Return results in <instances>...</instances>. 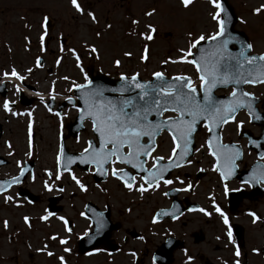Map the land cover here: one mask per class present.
Segmentation results:
<instances>
[{
    "label": "snow or ice",
    "instance_id": "snow-or-ice-1",
    "mask_svg": "<svg viewBox=\"0 0 264 264\" xmlns=\"http://www.w3.org/2000/svg\"><path fill=\"white\" fill-rule=\"evenodd\" d=\"M71 9L79 16L85 15V9L78 0H68ZM194 0H178V5L184 10L192 6ZM210 9L208 15L214 22V30L193 36L189 31L187 35L186 47L178 49L179 56L175 59L164 61V64H187L194 70L195 81L187 75H175L168 77L163 71H153L150 80H141L139 72H133L130 75L121 72L118 77V83L114 87L106 86L103 83H94L89 79L88 74L82 66V60L78 52L73 48H68L67 52L71 54L75 61V68L83 76V83L71 81L68 91L73 95L65 99L69 105L75 108L78 120L81 126L84 123L90 125V131L94 139L86 140L84 147L78 156H65L63 146H59L55 157V181H61L62 176L67 173L68 179L72 181L75 188L81 193H86L88 187L71 170V165L79 163L86 165L92 170L93 175L110 178L118 182V186L130 194H138L141 199L146 193H155L161 184L165 187L177 183L184 185V181L175 177L168 179L166 174L174 169H180L193 163L191 156L193 153L194 137L198 129L202 127L207 133L204 143L195 148L196 153H200L202 148H206L207 155L211 157L213 163L210 170L217 173L219 183L223 186V194L228 196L230 191H242V189H230L228 181L236 175L239 167L238 161L242 160L244 151L237 143H223L220 135L224 126L234 123L236 134L239 136L243 128L244 121L236 119L241 111L247 115V122L253 124L264 120L256 109V96L249 91H245V85L256 87L264 85V52L255 54L253 45L240 40L228 31L229 16L225 11L221 0H205ZM156 12L153 8L145 11V17H151ZM87 18L93 25L99 21L92 11L86 12ZM252 16L264 15V4L255 7L251 11ZM49 17L45 15L40 23L41 33L39 35L40 51L43 53L47 36V25ZM241 24L246 23L240 20ZM131 24L137 26L139 20L131 19ZM27 27V25H26ZM105 29H111V24L105 23ZM147 32L138 33L139 38L144 41L155 39L156 28L152 24H145ZM96 37L101 33L96 31ZM26 43H30L28 37H25ZM230 46H234L232 50ZM84 51L89 57L99 60L98 49L95 46L85 44ZM25 51H28L25 48ZM59 51L64 53L65 49L60 47ZM123 56L132 57L131 51H125ZM149 59V48L145 44L139 55L140 64H146ZM55 64H61V57L58 56ZM34 67L39 69L43 64L39 57L36 58ZM112 67L119 69L121 61L115 59L112 61ZM26 73H32L33 68L25 69ZM26 79L12 67L5 71H0V87H4L5 82L12 85V95L19 98L24 91L22 82ZM60 79L68 81V76H61ZM198 82V84L196 83ZM55 81L49 89V99L55 100ZM231 88L226 98H217L215 90L218 88ZM39 96V93H32ZM40 101L44 104L41 96ZM78 101L79 105L74 103ZM16 99H2L0 110L4 114L12 117L28 116V152L32 154V113L17 112L13 110ZM45 107L51 112V107L45 104ZM171 113V115H165ZM52 115L60 118L59 112H51ZM166 132L170 138V150L167 155L155 154L157 152V137ZM7 147H11L6 142ZM244 148L256 149L257 161H264V133L257 138L248 136ZM9 155H12L9 152ZM19 174L14 175L9 180L0 182V197L5 205L12 204L15 207L22 205L16 203L13 196L7 194L9 190L21 183L26 168L21 167L17 161ZM198 171H204L203 168ZM45 175L52 178V173L46 171ZM35 179V177H33ZM45 182L43 189L46 192L63 193V187H54V183ZM242 185L252 188L256 185H264V164L255 163L247 172L246 176L240 180ZM99 188V185H96ZM191 185L173 188V192H188ZM105 191V189H101ZM163 195L168 196V192ZM212 200L211 208L219 216L221 223L226 229L228 243L232 245L233 256L236 258L233 264H240L241 251L236 246L233 239L232 227L229 223V217ZM31 203V201H29ZM128 211V209H126ZM176 207L173 205L171 211L161 210L152 217V223L158 222L159 216H171L172 219L178 217L174 214ZM189 212H200L205 217H211L212 212L204 208H190ZM44 215L40 216L41 222H46L54 218L61 222L63 231L71 234L72 228L69 221L63 217L50 212L47 208ZM85 219L89 217L80 213ZM247 216L251 217L253 224H256L260 217L254 212L248 211ZM24 225L31 227L29 217H23ZM94 223L96 232L99 233L103 227L104 221L102 214L97 213ZM3 227L8 228V222H3ZM91 227V225H90ZM84 236H88L85 232ZM50 240H58L64 253H70L71 249L67 247L68 240L59 238L55 235L49 236ZM143 240V237H139ZM219 239V237H217ZM45 244L37 252H44L48 257H55L59 264H67L64 256H55L52 251L47 250ZM253 254H260L257 249H252ZM92 253H89L91 255ZM135 257V252L129 253ZM191 258H189L190 260Z\"/></svg>",
    "mask_w": 264,
    "mask_h": 264
},
{
    "label": "flooded vegetation",
    "instance_id": "flooded-vegetation-1",
    "mask_svg": "<svg viewBox=\"0 0 264 264\" xmlns=\"http://www.w3.org/2000/svg\"><path fill=\"white\" fill-rule=\"evenodd\" d=\"M246 91L256 96L255 107L264 115V85L254 88L248 86ZM229 92L226 91L225 94ZM236 119L244 121L239 136L236 134L234 123L224 126L220 133L223 143H237L244 151L242 160L237 162L239 167L236 175L228 181L230 189L242 191H230L227 197L223 194V186L219 183L217 173L210 170L213 161L207 155L206 148H202L200 153L194 151L206 139L203 128L194 137L191 156L193 163L174 169L166 176L174 181L175 177L179 176L184 185L174 182L173 185L165 187L161 184L157 192L146 193L143 199L138 194L127 193L118 186L117 181L110 178L104 177L101 180V176L97 175V180H94L89 167L82 169L74 166L71 170L87 185L88 191L81 193L75 188L77 198L74 191L70 193L73 194L71 196H64L65 191L49 193L44 191L43 184L52 183L56 165L52 164L46 169L48 172H54L49 179L45 172L42 175L38 173L40 168L35 160L21 161V167L27 171L21 178V183L13 186L7 194L12 195L14 201L22 206L5 205L0 197V264H59L55 257L37 252V249L45 244L48 246L47 250L52 251L55 256H64L67 264H233L236 259L233 256L234 249L228 243L226 229L219 216L211 208L212 200L209 197L214 199L229 217L234 242L241 251L240 264H264V185L249 188L240 183L255 163L264 164V161H257L256 149L244 148L248 136L257 138L264 133V120L249 124L243 111L237 114ZM72 120L70 113L66 115L64 123H70ZM84 125L83 131L75 138L69 137L66 129L65 135H59V138L63 135L68 152L80 153L85 146L83 142H79L82 146L77 150L71 149L67 142L77 141L83 133L90 132L89 138L84 142L91 140L90 125ZM2 131L0 124V137ZM156 143L158 147L155 154L166 156L170 150V138L167 133L162 132ZM7 166L8 159L0 155V182L19 174L17 167L11 172L8 168L5 169ZM200 168L204 171H198ZM64 175L67 177V173ZM39 178L43 181L36 182ZM57 182L60 181H56L54 187L64 188V185ZM68 183L73 184L70 179ZM96 185L100 187L97 188ZM185 185H191L188 192L172 191L173 188ZM66 186L70 188L69 185ZM72 186L75 187L74 184ZM164 192L169 195H163ZM73 199L74 202L70 205ZM173 205L177 210L174 213L177 219L159 216L156 224L151 222L156 213L161 210L171 211ZM46 208L69 221L71 234L65 233L61 222L54 218L46 222L40 221L39 217L45 214ZM190 208H204L212 212V215L205 217L200 212H189ZM248 211L260 217L256 224L246 215ZM82 212L89 219L82 217ZM97 213L102 214L104 221L99 233L96 232L94 223ZM24 216L29 217L30 228L24 225ZM5 220L8 222L6 230L3 227ZM85 232L88 236H84ZM53 235L58 239L68 240L66 246L71 249L70 253L62 251L58 240L48 239ZM139 237H143V240ZM254 248L260 254H253ZM132 252H135V257L129 255Z\"/></svg>",
    "mask_w": 264,
    "mask_h": 264
},
{
    "label": "rangeland",
    "instance_id": "rangeland-1",
    "mask_svg": "<svg viewBox=\"0 0 264 264\" xmlns=\"http://www.w3.org/2000/svg\"><path fill=\"white\" fill-rule=\"evenodd\" d=\"M227 1L234 8L239 19L236 28L246 33L253 45V52H264V15H251L252 9L264 4V0ZM78 2L85 9L84 16L75 14L68 0H0V71L15 67L18 72L26 76L22 82L24 91H30L26 95L34 96L32 93H39V97L42 96L44 99V104L35 100L28 107L18 105L13 108L17 112L32 113L31 156L26 154L28 152V116L12 117L0 110V124L3 128L0 137V155L8 158L10 165L5 169L8 168L11 172L16 170L17 161L32 158L40 168L38 173L42 175L55 160L62 121L73 111L65 110L62 113L64 119H56L55 115L48 114L45 103L50 101L49 89L55 81L56 98L53 101L59 103L72 95L68 91L71 81L83 83V76L75 68V61L67 52L68 48L78 52L85 72L88 68H93L94 71L98 70L115 79L121 72L128 75L139 72L140 79L149 80L153 71H163L168 77L187 75L195 81L191 66L163 62L179 56L178 49L186 47V34L189 31L195 36L214 30V22L208 15L210 9L205 0H194L188 10L180 8L178 0H78ZM153 8L156 9L153 16L143 15L145 11ZM89 10L95 13L99 21L97 25H93L87 18L86 12ZM45 15L49 17L51 28H47L46 50L42 53L39 35L42 31L40 23ZM131 19L139 20V24L133 26ZM240 20L246 23L241 24ZM106 22L111 24V29H105ZM149 23L156 28L155 39L141 40L138 33L147 32L145 24ZM96 31L101 33L99 38L95 35ZM25 37H28L30 43H26ZM61 40L65 41L62 45ZM85 44L98 49L100 56L98 61L89 57L84 51ZM145 44L149 48V59L146 64H140L139 55ZM60 47L65 49L64 53L59 51ZM25 48L28 51H25ZM125 51H131L132 57H124ZM58 56L61 57L59 66L55 64ZM37 57L43 60V67L39 69L34 67ZM115 59L121 61L119 69L112 67V61ZM29 67L33 68L30 74L25 72V69ZM61 76H68L69 80H62ZM5 87L7 89L5 98L16 99L17 105L18 99L12 95V85L6 82ZM5 98L0 97V103ZM87 135L89 134L85 132L79 140L69 141L67 144L71 149L77 150L82 146V144L79 145V141L83 142ZM6 142L11 145L9 151L15 150L10 157L6 155L9 152L6 149ZM51 173H54L53 170ZM52 180L53 183L55 178ZM42 181V178L36 180V182ZM57 183L64 185V196H71L73 194L70 195V193L75 192L74 194L77 195L75 198L78 197L75 187L68 183L65 175Z\"/></svg>",
    "mask_w": 264,
    "mask_h": 264
},
{
    "label": "water",
    "instance_id": "water-1",
    "mask_svg": "<svg viewBox=\"0 0 264 264\" xmlns=\"http://www.w3.org/2000/svg\"><path fill=\"white\" fill-rule=\"evenodd\" d=\"M221 2H222V5H223L225 11L228 13V16H229L228 31L232 35H234L237 38H239L240 40H243V41L248 43V41H247V39H246V37L244 36L243 33L234 30V24L236 22V18H235L234 14H233L232 8L227 4L226 0H221ZM230 48H232V50H235L234 46H230ZM89 79L92 80L94 83H103V84H105L106 86H109V87H114L118 83V80L108 79L106 76H103V75H100V74H97L95 77L89 76ZM219 89H224V88H218L216 90H219ZM80 123L81 122L78 120V117H77L76 118V127L78 126V128H80Z\"/></svg>",
    "mask_w": 264,
    "mask_h": 264
}]
</instances>
